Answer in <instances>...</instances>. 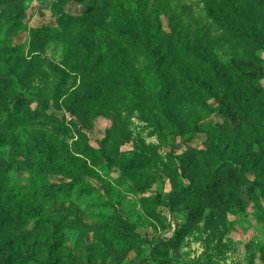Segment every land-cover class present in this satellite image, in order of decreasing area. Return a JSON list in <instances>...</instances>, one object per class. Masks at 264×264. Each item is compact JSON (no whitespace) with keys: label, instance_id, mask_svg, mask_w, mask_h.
Here are the masks:
<instances>
[{"label":"rangeland","instance_id":"obj_1","mask_svg":"<svg viewBox=\"0 0 264 264\" xmlns=\"http://www.w3.org/2000/svg\"><path fill=\"white\" fill-rule=\"evenodd\" d=\"M91 1L0 0V72L17 79L7 62L21 80L0 84V243L16 253L9 264H264V0H99L90 22L63 21ZM112 13L119 27L122 15L146 21L153 55L102 28ZM69 58L90 68L86 83L98 95L84 128L96 164L76 154L84 144L68 106L86 86ZM25 93L33 100L10 125ZM47 99V112L71 129L53 137L58 152L86 161V182H76L77 165L33 169L46 158L33 140L48 132L23 115ZM136 99L143 108H132ZM195 125L203 128L193 134ZM53 236L49 252L41 241Z\"/></svg>","mask_w":264,"mask_h":264},{"label":"trees","instance_id":"obj_2","mask_svg":"<svg viewBox=\"0 0 264 264\" xmlns=\"http://www.w3.org/2000/svg\"><path fill=\"white\" fill-rule=\"evenodd\" d=\"M99 0H93L91 1L89 8L87 12L80 16L75 17H67L65 16L63 21L71 22V23H87L90 22L92 19L96 17V10L98 8ZM115 6L113 5L111 7L112 11H114ZM114 13H112L113 15ZM113 20L107 23H104L102 26L103 29L107 30L108 33H111L117 38H120L127 46L133 48L136 52L139 49H142L145 47L148 49L147 51H144L143 56H147L152 54V50H150V44L152 41V38L147 34L146 29H143V26H145L146 21L145 20H139L140 24L135 25L131 20L127 19L126 17H123L124 24L123 27H119L116 24V21L114 20L115 15H113ZM63 31H66V27L63 26ZM89 41V37L85 36L83 37L80 42H82L83 45L86 44V42ZM257 42H260L258 39H256ZM79 42V41H78ZM87 45V48L89 51H93L94 49V41H89ZM143 48V49H145ZM101 55V54H100ZM69 63H67V66L71 68L74 72H80L82 74V77L84 76L85 81V90L82 95L79 97H76L74 101L71 102V104L68 106V112L71 116H75L77 120H79V123H75L76 132L79 135V140L83 142L82 147L76 148V154L81 157H86L87 159L91 160L93 164H96L98 161L96 157L90 153L91 146L89 143H87V137L84 133V128H90L89 122V116L93 115V110L90 105L92 102L91 100H95V98L98 96L96 91H93L90 89V87L87 85L91 84V74L88 72L90 71V68L81 65L79 63H74L75 61H70V58L68 59ZM37 61L40 63L48 61L46 58H38ZM7 67L10 68L11 74H13L17 79L8 78L4 73L0 72V84L3 85L4 90H8L11 88H14L21 80L18 77V74H16V71L12 69L9 64L6 62ZM262 66L257 65L256 69H254L253 73L256 75V73L260 72ZM87 73V74H86ZM64 80V77L59 79V83ZM87 82V83H86ZM101 83V82H100ZM95 90V89H94ZM60 96V88L57 86L55 88V95L53 96V100L57 102L58 98ZM43 98V97H40ZM33 98L28 95V93L22 94L21 96L17 97V101L15 105L12 107V112L6 117V121H9V124L12 125L14 122H16L17 118V112L18 109L21 107L20 103H28L30 104L32 102ZM4 101L3 99V93H0V103ZM27 104V105H28ZM132 108H138L141 106L143 108V104L141 103L140 99H136L133 103ZM130 106V105H129ZM5 107V106H4ZM49 108V100L44 101H38L37 106L34 108H29L27 112L23 115V118L27 121H33L36 119H40L41 122L44 124V129L48 132L46 136H43L39 138V140H36L34 146L43 150L46 152V158L44 161L39 163L37 166H35L33 169L38 172H49V173H56V172H66L69 170L68 164L72 165V168H75L77 165V162L74 158L69 157L66 153V155H62V153L58 152L59 149V140L54 139V136H68L69 133H71V129L68 125H66L64 120L59 119L57 116H54V114L48 113L47 110ZM203 127L201 125H195L193 128V134L196 132L201 131ZM77 135V136H78ZM54 137V138H53ZM61 156L58 157V156ZM79 156H76L80 158ZM77 169L79 170L78 177L76 179V182H86L88 179V173H87V163L86 161H82L81 163H78ZM211 180L214 184H221L227 186L232 192H237L236 184L228 177H218L216 175L211 176ZM205 192H208L207 194L210 195L213 191L211 189L205 190ZM34 198H37V193L33 194ZM54 194H50L48 197V200L46 201H53L54 200ZM40 201H44V197L40 196L38 197ZM51 201V202H52ZM35 208V207H32ZM32 210H36L32 209ZM60 238L53 236V239L50 243L47 241L46 238H44L41 241V244L45 247V249H49V252L52 249L53 244L59 241ZM14 251L7 252L6 248H4L3 244L0 243V264H9L11 255H14ZM52 264H58L57 261L53 262Z\"/></svg>","mask_w":264,"mask_h":264}]
</instances>
